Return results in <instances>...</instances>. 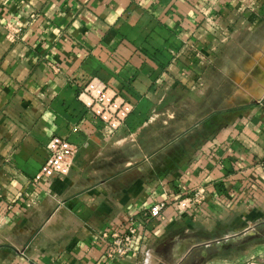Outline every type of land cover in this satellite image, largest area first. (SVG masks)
I'll return each instance as SVG.
<instances>
[{
	"label": "crops",
	"instance_id": "obj_1",
	"mask_svg": "<svg viewBox=\"0 0 264 264\" xmlns=\"http://www.w3.org/2000/svg\"><path fill=\"white\" fill-rule=\"evenodd\" d=\"M94 77L132 105L116 132L78 98ZM53 136L76 153L46 192L32 179ZM199 187L191 213L148 217ZM131 219L132 251L107 258L100 235ZM251 261H264V0H0V264Z\"/></svg>",
	"mask_w": 264,
	"mask_h": 264
},
{
	"label": "built area",
	"instance_id": "obj_2",
	"mask_svg": "<svg viewBox=\"0 0 264 264\" xmlns=\"http://www.w3.org/2000/svg\"><path fill=\"white\" fill-rule=\"evenodd\" d=\"M207 25L211 21L207 20ZM6 39L13 42L21 32L19 27L7 25ZM196 57L201 61L206 62L203 56L197 52ZM200 83V81H199ZM200 85H202L200 83ZM79 100L88 108L108 129L116 132L123 125L132 112V105L119 97L98 78L94 77L87 81L85 86L78 94ZM48 149V157L35 174L32 181L35 184H40L49 192L54 176H66L69 174L73 165V159L76 153V147L68 140L59 136H53L46 144ZM206 200V193L203 188L199 187L194 190H189L180 197L168 202L161 200L152 204L148 211L150 218H162L163 211L168 205L179 212H192L201 206ZM137 222L134 219L124 232H103L100 237L107 241L106 257L109 259L124 257L128 255L133 248V238L137 233ZM245 264H264V261H251Z\"/></svg>",
	"mask_w": 264,
	"mask_h": 264
},
{
	"label": "trees",
	"instance_id": "obj_3",
	"mask_svg": "<svg viewBox=\"0 0 264 264\" xmlns=\"http://www.w3.org/2000/svg\"><path fill=\"white\" fill-rule=\"evenodd\" d=\"M212 121V120H211ZM216 121V119L214 120ZM220 125H223L225 124V122H227V119H224V116L221 115L220 116ZM209 133L204 131V132H201V133H198L194 136H192L189 140V142L185 143L184 146L182 147V149L180 151H178V155L181 154V158L183 160H185L189 155H190V152L192 150H194L204 139H206L208 137ZM177 164L176 161H173L172 162V165H175ZM178 166V165H176Z\"/></svg>",
	"mask_w": 264,
	"mask_h": 264
},
{
	"label": "rangeland",
	"instance_id": "obj_4",
	"mask_svg": "<svg viewBox=\"0 0 264 264\" xmlns=\"http://www.w3.org/2000/svg\"><path fill=\"white\" fill-rule=\"evenodd\" d=\"M254 71H255L254 73H258V71H259V70L255 68V70H254Z\"/></svg>",
	"mask_w": 264,
	"mask_h": 264
}]
</instances>
